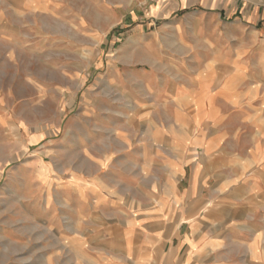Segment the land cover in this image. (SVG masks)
<instances>
[{
	"label": "rangeland",
	"instance_id": "rangeland-1",
	"mask_svg": "<svg viewBox=\"0 0 264 264\" xmlns=\"http://www.w3.org/2000/svg\"><path fill=\"white\" fill-rule=\"evenodd\" d=\"M19 2L0 20V264H135L146 230L195 199L197 169L198 204L230 199L214 162L234 165L255 126L243 109L217 122L209 106L228 107L209 100L217 82L264 77V0H191L176 12L162 0ZM184 44L186 59H170ZM186 91L206 100L186 107ZM221 130L231 158L210 163L198 141ZM88 226L94 238L73 245Z\"/></svg>",
	"mask_w": 264,
	"mask_h": 264
},
{
	"label": "crops",
	"instance_id": "crops-1",
	"mask_svg": "<svg viewBox=\"0 0 264 264\" xmlns=\"http://www.w3.org/2000/svg\"><path fill=\"white\" fill-rule=\"evenodd\" d=\"M5 1L0 6V20L9 19L10 14H14L20 4L19 0H2L1 3ZM190 3L191 0H162L159 7L176 12L190 6ZM33 5L40 8L43 1L34 2ZM129 42L135 43V39ZM173 52L176 55L169 56L170 59L185 60L186 44L174 48ZM228 81L227 85L231 80ZM218 83V91L212 94V100L209 101H213V97H221L228 108L210 105L207 115L218 122L232 110L238 112L241 111L238 109H243L248 112L255 126L253 144L238 151V159L234 165L225 161L214 162L216 178L220 174L218 190L225 195L229 186L231 197L223 205L198 204L204 198H196V193L200 192L195 184L200 173L197 169L191 178L190 187L186 190V198L196 196L195 199L186 208L183 205L169 207L166 214L154 222L155 231L144 232L147 236L138 243L135 264H264V93H259L260 85H264V77L250 75L247 80L235 78L232 84L239 87L233 88L224 87V81ZM244 85L246 87H242ZM205 100H196L186 91V107L194 103L201 105V101ZM228 132L221 130L208 135L204 141H198L203 142L204 154L209 162L213 154L220 153L223 160L231 158L222 146V142L229 138ZM187 155L186 153V161ZM167 164L174 165L172 162ZM178 165L181 167V164ZM91 195L96 198L92 193ZM105 197L104 194L102 200H97L98 203H105ZM203 213L205 214L202 215ZM185 223L189 231L182 236ZM92 228L94 227L88 226L87 231L73 237L71 243L83 246L90 242L94 238L90 233L95 232ZM100 234L102 247L106 250L114 249L115 243L108 237L110 234L105 229ZM134 249L127 247L126 254L129 258H134ZM102 257L103 264H122V261H114L109 256Z\"/></svg>",
	"mask_w": 264,
	"mask_h": 264
}]
</instances>
